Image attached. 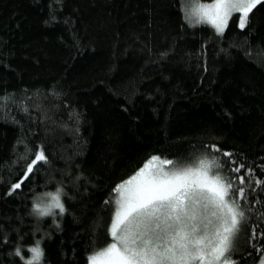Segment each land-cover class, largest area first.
Returning <instances> with one entry per match:
<instances>
[{
	"label": "trees",
	"instance_id": "trees-1",
	"mask_svg": "<svg viewBox=\"0 0 264 264\" xmlns=\"http://www.w3.org/2000/svg\"><path fill=\"white\" fill-rule=\"evenodd\" d=\"M187 6L0 0V264H25L37 243L43 257L34 264H89L111 242L114 206L105 201L153 156L215 158L226 177L245 176L240 203L251 219L232 259L260 262L264 4L244 29L233 16L220 36L190 26ZM25 145L43 146L50 163L9 195L27 167ZM240 164L239 173L227 170ZM58 189L65 212L38 216L33 205Z\"/></svg>",
	"mask_w": 264,
	"mask_h": 264
},
{
	"label": "snow or ice",
	"instance_id": "snow-or-ice-1",
	"mask_svg": "<svg viewBox=\"0 0 264 264\" xmlns=\"http://www.w3.org/2000/svg\"><path fill=\"white\" fill-rule=\"evenodd\" d=\"M185 2L188 6L182 12L190 26L208 24L218 36L223 35L229 20L237 14L238 26L244 29L253 10L264 4V0ZM20 160L27 167L21 179L11 186L9 195L20 189L40 167L50 163L43 146L33 150L25 145ZM243 167L240 164L227 170L239 173ZM225 170V163L215 158H200L193 165L151 157L135 175L113 189L114 200L105 201L114 206L108 228L111 242L102 251L90 255L89 264H239L232 256L242 230L251 219L240 203L247 199L243 187L245 176L226 177ZM251 174L249 169L247 175ZM63 195L66 193L62 189L49 193L50 203L34 204L33 210L41 217L54 215L55 209L63 214ZM257 227H252L253 240L257 239ZM260 238L264 239V232ZM29 251L33 255L25 264L42 260L39 243ZM15 254L20 256L21 250L17 249ZM260 264H264V255Z\"/></svg>",
	"mask_w": 264,
	"mask_h": 264
},
{
	"label": "rangeland",
	"instance_id": "rangeland-1",
	"mask_svg": "<svg viewBox=\"0 0 264 264\" xmlns=\"http://www.w3.org/2000/svg\"><path fill=\"white\" fill-rule=\"evenodd\" d=\"M200 2H201V3H211L212 1H206V2H205V1H201V0H200ZM165 167H168V166H165ZM47 198H48V199H47L46 203H44V204L41 205V206H45V205H47L48 203H50V197L47 196ZM258 264H260V262H259Z\"/></svg>",
	"mask_w": 264,
	"mask_h": 264
}]
</instances>
